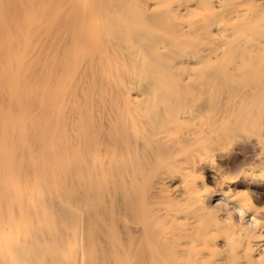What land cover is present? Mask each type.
I'll list each match as a JSON object with an SVG mask.
<instances>
[{
	"label": "bare ground",
	"instance_id": "1",
	"mask_svg": "<svg viewBox=\"0 0 264 264\" xmlns=\"http://www.w3.org/2000/svg\"><path fill=\"white\" fill-rule=\"evenodd\" d=\"M0 264H264V0H0Z\"/></svg>",
	"mask_w": 264,
	"mask_h": 264
},
{
	"label": "rangeland",
	"instance_id": "2",
	"mask_svg": "<svg viewBox=\"0 0 264 264\" xmlns=\"http://www.w3.org/2000/svg\"><path fill=\"white\" fill-rule=\"evenodd\" d=\"M222 202V200L221 199H219V198H214L213 200H212V203L214 204V205H218V204H220ZM224 202V201H223ZM220 205H224V206H222V207H224V208H230L229 206H227V204L225 203V204H223V203H221Z\"/></svg>",
	"mask_w": 264,
	"mask_h": 264
},
{
	"label": "clouds",
	"instance_id": "3",
	"mask_svg": "<svg viewBox=\"0 0 264 264\" xmlns=\"http://www.w3.org/2000/svg\"><path fill=\"white\" fill-rule=\"evenodd\" d=\"M244 207H247V203L244 205ZM241 216L243 215V210L242 209H237L236 210ZM233 243L235 244V241H233Z\"/></svg>",
	"mask_w": 264,
	"mask_h": 264
}]
</instances>
